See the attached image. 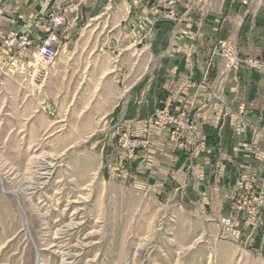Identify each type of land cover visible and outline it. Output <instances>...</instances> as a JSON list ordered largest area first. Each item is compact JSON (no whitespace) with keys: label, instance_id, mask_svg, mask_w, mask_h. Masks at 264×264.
<instances>
[{"label":"crops","instance_id":"obj_1","mask_svg":"<svg viewBox=\"0 0 264 264\" xmlns=\"http://www.w3.org/2000/svg\"><path fill=\"white\" fill-rule=\"evenodd\" d=\"M54 11L67 24L52 70L59 60L87 66L100 82L98 112L114 114L119 133L150 142L118 156L121 177L198 203L213 224L236 213L244 184L254 183L264 196V75L229 67L234 55L243 60L263 42L264 23L256 24L263 9L246 0H203L179 5V22H170L155 0H2L0 42L10 31L40 40ZM163 109L192 117L194 129L185 137L193 146L176 149L166 129L149 133V119ZM235 220L227 237L264 241L263 216Z\"/></svg>","mask_w":264,"mask_h":264},{"label":"rangeland","instance_id":"obj_2","mask_svg":"<svg viewBox=\"0 0 264 264\" xmlns=\"http://www.w3.org/2000/svg\"><path fill=\"white\" fill-rule=\"evenodd\" d=\"M253 3L264 10V0H246ZM261 41L243 60L234 55L229 67L264 75ZM8 55L0 47V264H264V241L232 239L226 231L235 218L264 212L245 215L235 206L213 224L198 203L133 187L120 176L121 138L143 139L119 133L114 114L98 112L100 82L87 66L59 60L33 79ZM149 126L150 134L169 130L178 150L194 144L185 137L194 129L188 114L158 110ZM246 185L247 206L259 207L264 196ZM229 218L234 224L225 228Z\"/></svg>","mask_w":264,"mask_h":264},{"label":"built area","instance_id":"obj_3","mask_svg":"<svg viewBox=\"0 0 264 264\" xmlns=\"http://www.w3.org/2000/svg\"><path fill=\"white\" fill-rule=\"evenodd\" d=\"M202 3L203 0H155L156 8L162 13L165 20L170 22H179L177 7L181 4H191L192 6ZM2 0H0V5ZM48 29L40 40L34 39L30 34H19L10 31L5 39L0 42V47L9 52L7 56L8 62L16 69L20 70L22 75L29 76L33 79H39L47 75L48 67H50L58 58L63 41L62 30L66 27L67 20L63 12L54 11L47 18ZM125 137L121 138L120 143L125 149L124 155L129 156L132 151H136L148 146V141L138 140ZM129 145V149L126 147ZM132 150L130 153L129 151ZM128 151V152H127ZM244 194L236 198L235 206L238 212H249L250 216L259 215L264 212V202L258 206L248 207L249 188L246 184L242 187ZM234 219L229 218L224 222L225 228H231Z\"/></svg>","mask_w":264,"mask_h":264}]
</instances>
